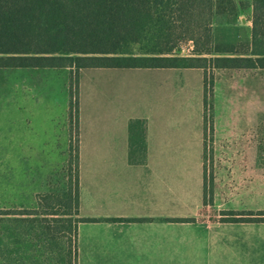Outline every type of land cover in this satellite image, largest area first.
I'll return each mask as SVG.
<instances>
[{
  "label": "crops",
  "instance_id": "0c3cea01",
  "mask_svg": "<svg viewBox=\"0 0 264 264\" xmlns=\"http://www.w3.org/2000/svg\"><path fill=\"white\" fill-rule=\"evenodd\" d=\"M88 68L128 72L141 101L78 133V216L96 220L76 224V264H264V68H214L207 92L202 68Z\"/></svg>",
  "mask_w": 264,
  "mask_h": 264
},
{
  "label": "trees",
  "instance_id": "16d2710c",
  "mask_svg": "<svg viewBox=\"0 0 264 264\" xmlns=\"http://www.w3.org/2000/svg\"><path fill=\"white\" fill-rule=\"evenodd\" d=\"M247 8L248 52H240L239 44L214 41L213 25L233 24ZM185 41L192 46L183 53ZM0 66L70 68L74 79L79 69L88 67L202 68L207 92L214 68H264V0H0ZM73 107L71 102L70 121ZM74 119L77 124L75 107ZM128 131L130 158L143 157V119L130 120ZM77 147L78 136L73 153L70 146L74 187L64 193L66 202L47 193V206L32 212L75 216L69 219L67 264H76L77 222L96 220L78 216ZM60 203L67 208L61 213L53 208ZM229 214L222 220H252ZM44 228L50 238L66 236L61 225L46 222Z\"/></svg>",
  "mask_w": 264,
  "mask_h": 264
},
{
  "label": "rangeland",
  "instance_id": "374dc122",
  "mask_svg": "<svg viewBox=\"0 0 264 264\" xmlns=\"http://www.w3.org/2000/svg\"><path fill=\"white\" fill-rule=\"evenodd\" d=\"M240 16L246 19L241 22ZM240 16L235 25L215 23L212 33L216 42L243 41L238 49L246 54L250 9ZM191 46L183 42L182 52ZM119 71L82 68L74 79L70 68L0 66V264H67L69 219L75 216L32 212L47 206V193H57L66 202L64 193L74 187L70 146L73 153L80 128L100 120L103 126H114L127 106L141 101L131 74ZM258 76L264 81V70ZM71 102L77 124L74 107L69 118ZM208 136L206 131V143L211 141ZM63 203L53 208L61 213L67 209ZM46 222L54 228L61 225L66 236L48 237Z\"/></svg>",
  "mask_w": 264,
  "mask_h": 264
}]
</instances>
